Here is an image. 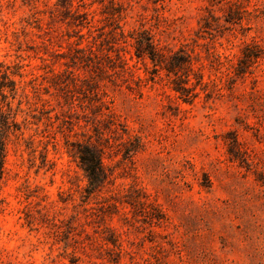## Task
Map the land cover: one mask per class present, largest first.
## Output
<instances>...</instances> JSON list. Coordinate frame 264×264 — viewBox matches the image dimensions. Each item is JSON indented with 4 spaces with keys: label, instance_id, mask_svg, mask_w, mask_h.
<instances>
[{
    "label": "rangeland",
    "instance_id": "374dc122",
    "mask_svg": "<svg viewBox=\"0 0 264 264\" xmlns=\"http://www.w3.org/2000/svg\"><path fill=\"white\" fill-rule=\"evenodd\" d=\"M54 1L0 0V63L21 66L0 97L19 127L0 264H264V0H73L66 23L23 29ZM139 27L193 45L206 91L184 102L150 80L121 37ZM74 143L100 154L97 187Z\"/></svg>",
    "mask_w": 264,
    "mask_h": 264
},
{
    "label": "trees",
    "instance_id": "16d2710c",
    "mask_svg": "<svg viewBox=\"0 0 264 264\" xmlns=\"http://www.w3.org/2000/svg\"><path fill=\"white\" fill-rule=\"evenodd\" d=\"M14 1V0H13ZM24 5L33 6L38 0H20ZM73 0H55L47 9L37 10L29 14V18L24 19L26 26H30L32 22L39 20L40 14H49L51 19H58L66 23V15L70 13ZM235 3H231L230 7ZM232 8H229L231 10ZM231 12V11H230ZM232 13V12H231ZM85 13L72 15V22L81 25ZM69 16V15H68ZM70 17V16H69ZM213 16H204L201 18L200 30L211 27ZM33 19V21H31ZM225 22H228L225 20ZM16 33V32H15ZM14 33V34H15ZM122 41L132 47L134 56L138 61L144 63V71L149 75V79L154 81L157 77L165 76L171 91L184 102L195 100L199 93L198 91H206V84L203 81L199 65V54L195 52L193 45L185 43L181 44L177 50H171L166 46L161 45L151 32V30L143 27L132 29L127 36L121 32ZM196 42V41H194ZM257 57L255 55L245 56ZM150 65L148 67L147 65ZM198 64V65H197ZM21 66L18 63L7 65L0 63V97L6 98L5 91L12 93L16 92L15 82L10 79V75L19 74L18 70ZM14 69V71H13ZM235 74L241 71L235 69ZM19 131V127L12 121V115L9 111H3V106H0V183L6 173L7 147L6 140L11 133ZM72 145V144H71ZM47 151L46 147L44 148ZM70 156L78 161L81 170L89 181V186L97 187L104 180V171L101 164V156L88 144L74 143L71 150H68ZM44 165L47 163L46 157H42Z\"/></svg>",
    "mask_w": 264,
    "mask_h": 264
}]
</instances>
